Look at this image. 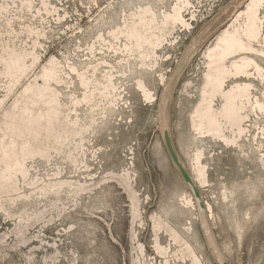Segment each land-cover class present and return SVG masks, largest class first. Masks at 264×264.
I'll use <instances>...</instances> for the list:
<instances>
[{
  "label": "rangeland",
  "instance_id": "374dc122",
  "mask_svg": "<svg viewBox=\"0 0 264 264\" xmlns=\"http://www.w3.org/2000/svg\"><path fill=\"white\" fill-rule=\"evenodd\" d=\"M253 1L0 0V264H264Z\"/></svg>",
  "mask_w": 264,
  "mask_h": 264
},
{
  "label": "water",
  "instance_id": "95a60500",
  "mask_svg": "<svg viewBox=\"0 0 264 264\" xmlns=\"http://www.w3.org/2000/svg\"><path fill=\"white\" fill-rule=\"evenodd\" d=\"M162 139H163L165 148L167 150V153H168L173 165L177 169V171H178L179 175L181 176V178L183 179V181L189 186L191 193L193 195V198L197 201L199 208L204 209V203L202 201L198 187L196 186V184L192 180V177L189 174V172L187 171L184 164L181 162V160H180V158H179V156H178V154H177V152L173 146V143H172V140L170 137V133L166 128L162 129ZM222 264H227V263L223 262Z\"/></svg>",
  "mask_w": 264,
  "mask_h": 264
},
{
  "label": "bare ground",
  "instance_id": "6f19581e",
  "mask_svg": "<svg viewBox=\"0 0 264 264\" xmlns=\"http://www.w3.org/2000/svg\"><path fill=\"white\" fill-rule=\"evenodd\" d=\"M252 1H253V0H252ZM256 1H258V0H256ZM249 2H250V1H249ZM253 2H254V1H253ZM259 2H260V1H259ZM249 4H250V3H249ZM257 5H259L258 2H257ZM252 7L254 8V4H253V3H252L250 6H248V9H249V8H252ZM257 8H258V6H257ZM246 9H247V8H246ZM175 11H176V10H175ZM245 11H247V10H245ZM255 11H256V10H255ZM174 13H175V12H174ZM174 13H173V14H174ZM178 13H179V12H178ZM241 13H242V12H240V14H241ZM254 13L256 14V12H254ZM173 14H172V15H173ZM238 14H239V13H238ZM170 16H171V15H170ZM170 16H169V17H170ZM179 16H180V15H179ZM170 18H171V17H170ZM250 18H251V17H249V19H250ZM176 19H177V17H176ZM176 19L174 18V20H176ZM178 19H180V18H178ZM178 19H177V20H178ZM181 19H182V18H181ZM250 20H251V19H250ZM179 21H180V20H179ZM181 21H182V20H181ZM181 21H180V22H181ZM248 26H249V25H248ZM250 27H251V25L249 26V28H250ZM253 27L255 28L256 26H253ZM245 29H246V28H245ZM252 29H253V28H252ZM255 29H256V28H255ZM232 31H233V28H232ZM256 31H258V30H256ZM223 32H224V31H223ZM226 32H227V30H226ZM229 32H230V31H229ZM229 32H228V33H229ZM236 32H238V31H236ZM236 32H235V33H236ZM249 32H251V31H249ZM249 32H248V33H249ZM254 32H255V31H254ZM228 33H226V34H228ZM233 33H234V32H233ZM233 33H232L231 35H234V34H235V33H234V34H233ZM245 33H246V32H245ZM223 34H225V33H223ZM229 34H230V33H229ZM229 34H228V35H229ZM238 34H239V33H238ZM238 34H237V35H238ZM246 34H247V33H246ZM250 34H252V33H250ZM250 34H249V35H250ZM253 35H254V33H253ZM221 36H222V35H221ZM221 36H217V39L219 40L218 37H221ZM256 36H257V34H256ZM240 37H241V36H240ZM226 38H227V36H226ZM228 38H229V37H228ZM228 38H227V40H228ZM233 38H234V37H233ZM233 38L230 37V40H228V41L225 40L226 42L229 43V44H227V43L225 44V45H228L229 49H230V46H231V47H232V46H235V45L238 46V44H239V43L237 42V40H236V39L234 40ZM236 38H238V37H236ZM249 38H250V36H249ZM252 38H253V37H252ZM220 40H221V39H220ZM221 41L223 42V40H221ZM221 41H220V43H221ZM238 41H239V40H238ZM241 41H242V40H241ZM217 42H218V41H217ZM217 42H216V43H217ZM224 43H225V42H224ZM241 43H242V42H241ZM225 45H224V46H225ZM241 45H242V44H241ZM244 46H245V45H244ZM244 46H243V47H244ZM217 47H219V45H218ZM221 47H223V46H221ZM219 48H220V47H219ZM219 48H218V51L220 50ZM234 48H236V47H234ZM237 48H238V50L241 49V48H239V47H237ZM244 48H246V47H244ZM221 49H222V48H221ZM247 49H248V48H247ZM226 50H227V52H228V49H226ZM231 50H232V48H231ZM221 51H222V50H221ZM224 51H225V49H224ZM235 51H236V49H235ZM239 51H240V50H239ZM213 52H214V51H213ZM231 52H232V51H231ZM231 52H230V53H231ZM236 52H237V51H236ZM221 53H222V52H221ZM224 53H226V52H224ZM184 54H185V53H184ZM222 54H223V53H222ZM228 54H229V52H228ZM229 55H230V54H229ZM220 56L223 57V55H220ZM226 57H227V54H226ZM211 61H214V60L212 59ZM241 61H242V60H241ZM242 62H243V61H242ZM252 62H253V61H252ZM245 63H246V62H245ZM210 64H211V62H210ZM213 64H214V62H213ZM215 64H216V63H215ZM246 64H248V62H247ZM250 64H251V63H250ZM209 66H210V65H209ZM211 66H212V65H211ZM219 67H220V66H219ZM221 68H222V67H221ZM236 68H237V67H236ZM222 69H224V68H222ZM222 69H220V71H221ZM214 71H215V70H214ZM220 71H219V72H220ZM223 71H224V70H222V72H223ZM173 72H174V71H173ZM211 72H212V71H211ZM218 74H219V73H217L216 76H217ZM218 76H219V75H218ZM223 76H224V75H223ZM207 77H208V75H207ZM219 77H221V75H220ZM208 78H209V77H208ZM208 78H207V80H208ZM210 78H211V77H210ZM210 78H209V79H210ZM214 80H215V79H214ZM214 80H213V81H214ZM216 80H217V79H216ZM218 81L220 82V80H218ZM208 82H209V80H208ZM210 82H211V81H210ZM216 82H217V81H216ZM216 82H214V83H216ZM211 83H212V82H211ZM218 84H219V83H218ZM246 86H247V85H246ZM244 87H245V86H244ZM248 87H249V86H248ZM237 88L239 89V87H237ZM244 89H245V88H244ZM239 90H240V89H239ZM246 90H247V89H246ZM230 91H231V90H230ZM233 91H234V90H233ZM244 91H245V90H244ZM240 92H241V91H240ZM246 92H247V91H246ZM229 93H230V92H229ZM231 93H233V92H231ZM234 93H235V92H234ZM238 93H239V92H238ZM244 93H245V92H244ZM245 94H246V93H245ZM230 95H231V94H230ZM230 95H229V96H230ZM233 96H234V95H233ZM233 96H232V97H233ZM229 99H230V98H229ZM227 100H228V97H227ZM229 102H230V101H229ZM226 103H228V102H226ZM160 111H161V110H160ZM210 116H211V115H210ZM205 118H206V117H205ZM206 119H207V118H206ZM208 119H209V117H208ZM212 119H213V118H212ZM211 125H212V124H211ZM197 171H199V170H197ZM197 173H198V172H197ZM199 175H200V174H199ZM191 176H192V174H191ZM196 177H197V175H196ZM200 179H201V178H200ZM200 179H199V178H194V177L192 176V180L194 181V183L196 184V186L199 185L198 183H199V181H201ZM198 180H199V181H198ZM202 180H203V177H202ZM199 187H200V186H199ZM195 202H196V204H197V201H196V200H195ZM197 207H198L200 213H202V209L199 208L198 204H197ZM214 249H215V248H214ZM217 259H218V258H217ZM217 259H216V260H217ZM220 259H221V258H220Z\"/></svg>",
  "mask_w": 264,
  "mask_h": 264
}]
</instances>
